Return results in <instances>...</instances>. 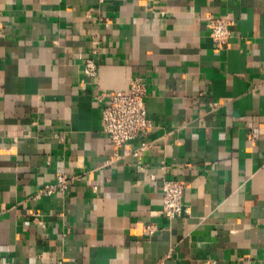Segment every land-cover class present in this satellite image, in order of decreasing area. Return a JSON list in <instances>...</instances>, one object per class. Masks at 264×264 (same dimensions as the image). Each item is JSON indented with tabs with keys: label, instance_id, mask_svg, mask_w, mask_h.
I'll use <instances>...</instances> for the list:
<instances>
[{
	"label": "crops",
	"instance_id": "1",
	"mask_svg": "<svg viewBox=\"0 0 264 264\" xmlns=\"http://www.w3.org/2000/svg\"><path fill=\"white\" fill-rule=\"evenodd\" d=\"M208 15L234 19L226 47ZM135 77L140 158L98 97ZM263 163L264 0H0V264H264ZM58 171L69 191L37 196ZM163 176L189 214L162 215Z\"/></svg>",
	"mask_w": 264,
	"mask_h": 264
},
{
	"label": "built area",
	"instance_id": "2",
	"mask_svg": "<svg viewBox=\"0 0 264 264\" xmlns=\"http://www.w3.org/2000/svg\"><path fill=\"white\" fill-rule=\"evenodd\" d=\"M209 34L217 47H226L235 33V21L228 16L208 15L206 21ZM85 73L91 77H97L99 64L96 58L87 57L84 63ZM147 87L142 77H135L130 81L129 89L105 91L98 95L104 103L102 107L101 130L109 136L114 149L125 147L126 143L134 138L143 137L140 146L132 153L141 157L151 146L147 139L154 127L153 119L149 116L146 106ZM255 133L251 132V137ZM264 171V163L262 165ZM77 175L58 171L56 181L43 185L37 192V196L51 195L54 193L65 194ZM163 204L161 213L169 220L190 213V207L185 203V184L179 179L163 176L161 181ZM151 224L143 228L145 232H154ZM60 264L63 261L60 260ZM209 264H217V260L210 259Z\"/></svg>",
	"mask_w": 264,
	"mask_h": 264
}]
</instances>
